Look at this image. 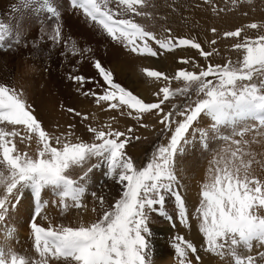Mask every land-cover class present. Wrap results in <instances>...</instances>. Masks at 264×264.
I'll use <instances>...</instances> for the list:
<instances>
[{"label": "snow or ice", "instance_id": "1", "mask_svg": "<svg viewBox=\"0 0 264 264\" xmlns=\"http://www.w3.org/2000/svg\"><path fill=\"white\" fill-rule=\"evenodd\" d=\"M33 2L20 0L24 7ZM70 2L73 10H82L86 23L100 29L112 41L137 55H158L150 41L168 51L190 47L198 49L206 59L212 55L192 38H157L154 32L137 23L132 17L147 14L139 10L145 7L146 0ZM44 4L47 12L56 19L50 41L60 43L61 11L49 0H44ZM248 27L256 29L258 25L252 23ZM9 32L10 28L0 24V46ZM241 32L242 29H237L227 31L224 35L240 37ZM235 47L244 50L239 67L229 62L225 65L209 64L198 73L183 69L176 73L175 79L186 82L185 88L180 91L187 93L195 85L197 99L189 98V103L175 114L172 111L165 113L162 107L165 101L175 95L169 87L165 86L157 93V96L162 93L159 102H145L116 82L113 72L100 59L93 63L95 76L76 74L69 77L80 86L93 84L95 87L88 88L85 95L94 97L97 104L106 102L110 109H126L130 116L134 111L137 114L134 118L138 120L144 114L158 116L163 126L161 132L169 133V139L166 145L159 146L153 152L146 166L140 168L125 151L132 139L133 129L129 128L126 133L113 129L111 124L99 128L89 126L87 131L93 134L92 142L79 139L73 142L71 134L54 135L46 131L32 105L13 87L0 84V125H3L0 126V165L5 169L0 170V188L7 193L0 198V223L7 219L10 208H14L23 198V191L28 190L34 200L30 231L35 252L40 257L32 261L11 249L0 247V264H49V257L63 259L68 264H154L155 249L149 213L158 212L173 221V216L168 215L164 208L166 196H170L178 206L179 222L188 223V212L176 186L178 182L173 163L178 153L195 143L194 139L189 138L190 129L193 132L200 131L198 127L193 128L194 123L203 115L213 122L209 131L219 135L220 126H231L233 136L239 137L251 130L247 126L237 130L239 125L248 120H255L264 128V79L259 84L251 82L254 75L264 77V35L253 40L245 39ZM71 51L75 54L80 49L73 43ZM146 71L149 77L157 80L161 77L169 79L159 71ZM244 81L249 83H238ZM68 111L75 112L76 116L81 115L72 108ZM8 126H12V130H8ZM16 126L23 127V136ZM18 136L21 142L35 138L38 146L35 155L17 151L11 138ZM135 139L139 140L140 137L136 136ZM222 139L227 140L228 137ZM233 142L238 147L232 152V159L225 161L223 167H219V160L214 161L217 165L215 174L211 182L203 186L202 201L197 209L201 220L199 231L203 234L207 252L221 257L229 255L234 259V264H254L252 255H243L238 249L243 247L250 252L254 242L264 245V215L259 214V210L264 209V183L250 177L249 164L244 162L239 148L241 141ZM238 153L240 162L237 164ZM94 158L97 163L88 167L79 179L72 177L70 170L83 169ZM102 165L107 168L105 176L121 185L122 191L119 199L104 212L101 219L78 226H53L49 223V226L44 227L37 222V217L47 219L46 215H41L47 206V201H42L45 189L51 190L65 210L70 206L82 207L87 178L93 169H99ZM170 246L178 257V264H193L189 255L196 254L197 247L191 241L177 235ZM194 259L199 261L201 257L197 254Z\"/></svg>", "mask_w": 264, "mask_h": 264}, {"label": "bare ground", "instance_id": "2", "mask_svg": "<svg viewBox=\"0 0 264 264\" xmlns=\"http://www.w3.org/2000/svg\"><path fill=\"white\" fill-rule=\"evenodd\" d=\"M49 2L61 11L60 22L62 24V40L60 43H53L50 41V36L55 28L56 19L47 12L44 0H34L28 7H24V5L20 3V0H0V24L10 28V32L5 36L2 46H0V84L12 87L15 83L13 88L28 104L32 105L35 109V114L42 123L48 122L45 125H53V123H56L60 126H67L65 127L66 132H69L70 129H78L79 131V128L88 129L89 126L100 127L104 125L107 120H105V117L100 113V108L95 111L86 109L88 106H92L93 102L86 98L88 95H85V91L95 86L93 84L80 86L69 78L76 74L95 76L93 63L96 59H100L102 63L113 72L116 82L120 83L121 86L131 92L137 91L138 94L141 95L140 98L144 101H153L162 97V94L157 96V93L160 92L161 88L166 86V81L149 77L146 70L159 71L161 73L163 71L164 73L166 72V76L174 77L176 71L172 60L161 59V61L156 62L151 56L126 52L123 45L112 41L106 33L93 27L90 23H86L82 10H73L68 0H49ZM132 18L134 19V15ZM148 30L151 31L150 29ZM157 34H159L157 38L170 37L162 31ZM73 43L80 49V51L75 54H72L71 51ZM150 43L153 47L154 41H150ZM84 49H90V51H84ZM193 52V49L189 47H179L178 50H175L178 57H185L188 59L194 56ZM22 73H24V76H22ZM96 78L97 80L100 79L99 77ZM97 91H99V89H97ZM103 103L107 104L106 102ZM69 108L75 109V111L79 112L81 115H83V113L91 115L92 113V117H88V119L84 120L83 116H74L75 112H69ZM80 108H84V110L81 111ZM125 123L124 120H121L118 123L120 125L117 127L123 126ZM209 123H211L210 118H202L198 125L205 126ZM8 130H12V126H8ZM16 130L21 133V136L25 134L22 126H16ZM145 131L142 130V133L145 134ZM17 138L18 139H13L19 141L20 137L18 136ZM32 141L31 143H33ZM34 145L35 144L31 145V147L33 146L36 148L37 146ZM206 145L207 149L211 148V152L220 147L219 141L215 140L214 137L210 138L206 142ZM24 146L27 145L25 144ZM29 147L28 145V149ZM189 147L190 145L188 148ZM34 148L31 149L35 151ZM220 149L218 153H214L215 155L213 154L214 156H212L213 158L211 157L212 159L210 161H204L207 164L203 166L202 161L204 159L206 160L207 154L209 153L208 151L201 156L199 160H196V154H194L193 157H191V155V159L186 161L184 164L185 166L181 162L180 157L177 159L179 166L184 167L181 175H179H188V181H184V178V180L180 177V179L177 178L178 183L176 185L185 201L188 212V223L181 224L178 222L175 227L172 226L173 228L168 225L166 227H161L164 228L162 232L161 230L156 231L153 236L155 242L154 264H178V258L174 249L170 246L177 235L183 236L197 247V253H190L189 258L195 262L194 256L198 254L201 259L199 262L196 261V263L193 264H231L232 261H234L229 255L221 257L214 253L207 252L205 250L206 242L203 234L199 231L201 220L197 209L202 201L204 184L210 183L212 176L215 174L217 165L214 161L219 160V167H223L225 161H230L232 159L231 152L228 154L226 153V149ZM189 150H191V148H189ZM33 151L31 150V153ZM28 153H30V151ZM185 153L187 152L185 151ZM242 153H244V162L249 164L248 171L250 177L264 181V141L256 146L252 145V147L247 148L245 151H242ZM35 154L36 152L34 155ZM239 162V158H237L236 163L238 164ZM197 163L200 165L197 166L195 172H197V170L201 171L195 174V172L191 170V167H196ZM241 175H243V171ZM197 176H200V180L198 178L199 181L194 180ZM181 181H183V183ZM88 187L90 186L86 184L87 191L83 197V206L79 208L70 206L66 209L70 210L68 215H63V212L66 210H62L64 208L59 203L57 197H51V190L45 189L42 192V201H47V206L41 215H46L47 219L45 220L41 217H37V222L44 227L49 226V223L53 224L55 221H61L66 224L67 221L71 220L73 222L71 226H78L81 223L88 225L96 222L98 214L97 211L92 209V204L87 198ZM107 196L109 195L107 194ZM22 197V199H19V202L20 200L23 202L21 203L22 207H19L18 210L13 208L14 211L7 214L8 221L0 223V247L5 246L6 250L11 249L18 255H24L31 260H39V254L35 252L34 239L30 238L31 244L28 241V235L32 234L27 232L30 231L29 216L31 215V208H33V205L31 207V201L34 203V200L28 190L23 191ZM99 198L100 199L96 198V200L93 201V205L101 203V197ZM91 199L93 200L92 197L90 200ZM105 200L107 201V199L103 197V202H106ZM115 201V199L114 201L111 200V203ZM171 201L169 200L168 202L171 207L167 208L170 209V213L173 212L175 215L178 207L176 202H174L175 200L173 201V198ZM18 205L19 203L16 205V208ZM58 212L62 215L57 216ZM11 218L16 222L15 227L11 226ZM67 218H69V220L66 221ZM151 220V223L155 222L153 218ZM159 234H163L160 235L162 239L155 237L159 236ZM15 238L19 241L18 247L15 248L14 246H10L8 248L11 242L10 239ZM238 251L243 255H247L245 252L246 249L243 247L238 249ZM251 251L250 254H256L258 252V247H253ZM225 252H227V248H225ZM49 264H68V262L63 261V259L56 260L55 258L49 257Z\"/></svg>", "mask_w": 264, "mask_h": 264}, {"label": "rangeland", "instance_id": "3", "mask_svg": "<svg viewBox=\"0 0 264 264\" xmlns=\"http://www.w3.org/2000/svg\"><path fill=\"white\" fill-rule=\"evenodd\" d=\"M139 10L147 14L143 16H136V17L134 15L135 21L138 20L137 21L138 23H140L144 28H146V30L150 29L152 32L156 34V36L159 35L157 34L158 32L162 31L168 34V36L170 37L192 38L196 40V42L200 43L201 47L205 51L212 53V55L206 59L204 56L200 55V51L198 49H193L194 56L191 59H188L185 57L177 56L176 54L177 51L175 53V50L176 49L178 50L179 47L176 49H173L172 51H168V50L160 49L159 46L155 44L154 42L153 48L157 50L158 55L156 57H151V58H153L156 62L161 61V59L172 60L176 73L182 69L187 70V71H196L198 73L200 69L206 68V66L209 64L215 66L217 64L225 65V64H228L229 62H231L233 66L239 67L240 62L243 59L244 50L237 49L235 45L237 43H243L245 39L253 40V39L258 38V36L260 35H264V0H146L145 7L140 8ZM252 23H256L258 25V28L252 29L248 27ZM213 28L216 29L215 32L212 31ZM237 29H242L240 37H226L224 35L225 32L227 31H235ZM213 41H215L214 44L212 43ZM124 49L126 52L131 53V51L128 48L124 47ZM184 61H188V63H184ZM162 73L166 75L165 74L166 72L164 73L162 71ZM22 76H24V73H22ZM174 77L169 76L168 80H165L164 78H160V79L165 80L166 86L169 87L175 93L174 96L170 97L169 100L165 101V103L162 105L165 113L172 111L175 114L176 112L182 110L187 103H189V98H191V100L197 99L195 85H193L192 88L187 91V93H183L180 90L185 88L186 82L183 81L182 79H175ZM261 79H264V77H260L257 74V75H254L253 81L251 82L259 84ZM238 83H249V82L244 81V82H238ZM14 86H15V83L12 85V87ZM132 93L134 95H137L139 98L141 97V95L138 94L137 91L132 92ZM86 98L90 99L93 102V105L88 106L86 109H90V111H95L96 109L100 108L101 110L100 113L105 117L103 118L107 120L102 126L111 124L113 129L115 130L120 129V131H124L126 133L129 128L133 129V133L131 134L132 139L130 140L129 144L126 146L125 151L127 155L132 158L134 164L138 168L146 166V163L149 162L150 158L152 157L153 152L159 146L166 145L170 134L167 132H161V128L163 126L159 123L158 116L156 114H144L143 117L138 120L134 118L137 115L134 111H133V114L130 116L127 114L128 110L126 109H119V110L110 109L108 105L103 102H101L100 104H97L95 101V98L92 96H87ZM161 98L162 97L155 99L153 101H145V102H159ZM80 109L81 111L84 110V108H80ZM122 112L123 114H121ZM91 115L83 113V115H80V116H83V118L87 117L88 119V117H92ZM202 118L209 119L202 115V117L197 122H195L193 125L194 129L198 127L200 131L193 132L192 129H190L189 131V138L195 140L194 144H190L189 148H191V150H189L187 146L186 147L187 150L185 149L187 153H185V151L182 153H178L177 156L174 158L173 168H174L175 174L177 178L179 177L181 179L184 178L185 179V180L183 179L184 181H188V178H187L188 175L183 174V176H180L184 167H180L179 163H177L178 162L177 159L179 157L181 158V162L184 165L186 161H188L189 159H191V157L194 156V154H196V158H197L196 160H199V158L203 156L204 154H206V152L208 151L209 153L207 154V158L205 157L206 160L204 159L202 161L203 163L202 166H203L207 164L206 162L210 161L213 158L212 156L218 153L220 148L223 150L226 149V153L228 154L229 152L232 153L233 151H236V148L238 146L233 142L234 140L241 141V144L239 145L241 152L245 151L247 148L252 147V145L256 146L257 144H260L261 142L264 141V128H262L259 125V123L255 120H248L243 125L238 126L237 130H242L244 126H247L251 129L250 131L246 132L243 137H239V136H233L231 126H220L219 135H217L213 131H209V128H211V124L213 122L205 126L203 125L199 126L198 123L200 122ZM176 119H180V117H176ZM121 120H124L126 123L123 126L117 127L120 125L118 123ZM47 123L43 122L42 124H44L46 131L49 130L48 132L50 134H54V135L63 134L65 136L66 135L69 136V134H71L70 138H72L73 142H76L77 139L83 140L89 143L92 142L93 134L88 132L87 129L79 128V131L78 129H74V130L70 129L69 132H66L65 127L67 126H64V125L60 126L59 124L57 125L56 123H53V125L52 124L45 125ZM144 124H146L147 127H142V125ZM85 125H88V124H85ZM58 129H59V132H58ZM142 130L144 131L146 130L145 134L142 133ZM201 133H206V135H201ZM136 136H139L140 139L139 140L135 139ZM213 137L215 140L219 141L220 147L215 150H212L211 152V148L207 149L206 142L210 138H213ZM222 137H228V139L224 140L222 139ZM11 139L13 140V143L16 145L17 151L19 152H29L30 151L31 153V150L33 151V149L31 148H34L33 146L31 147V145L35 144L37 146V143H34L36 142L35 139H33V141L31 140L33 143H31V141H28L26 139L23 142H21L20 141L21 138H19V141L15 140V139H18L17 137L15 139L13 138ZM25 144L27 146H24ZM28 145L31 148L29 147L28 149ZM21 146L23 148L26 147L24 148L25 150ZM37 148L38 146L34 148L35 151H33L31 154L30 153L28 154L34 155V153L37 152ZM197 152H200V153H197ZM239 155L240 154L238 153V158H239ZM96 163H97V160L94 158L88 164H86L83 169L76 168V169L70 170V174L72 175L74 179H79V177L83 175L84 171H86L88 167ZM199 165L200 164L197 163L196 167H193V168L191 167V170L195 172L197 169V166ZM0 170H4L3 165H0ZM106 171H107L106 166L102 165L99 169H93V171L89 174V178H87V184L88 186H90L88 187L87 198L89 199V202L92 204L91 206L92 209L97 211L99 219H101L104 212L106 210H109L112 207V205L115 203V202L111 203V200L114 201V199L115 200L119 199L120 193L122 191L121 185H119L115 180L111 178H107L105 176ZM198 171H201V170H197L195 174L198 173ZM198 178L200 180V176L195 177L194 180L199 181ZM258 180H260L261 183H264L263 180L261 179H258ZM181 182L183 183V181ZM182 186L184 187L183 184ZM0 190H2L0 191V198H2L7 193L4 191L3 188H0ZM92 193H95L96 195L93 196ZM107 194L109 196H107ZM51 197H56V196L52 194ZM91 197L93 198V200L91 199L92 201L90 200ZM99 197H105L107 201L105 200L106 202L93 205L94 204L93 201H95L96 198L100 199ZM172 198L173 197L166 196V203H165L166 205L164 206V208H165V211L168 212V215L173 216L174 218L173 221H169L166 218V216L161 217L162 215H159L158 212L149 213V218H150L149 227L153 233V236L155 235L156 231L161 230L162 232L164 230V228H161V227H166L169 225V227L173 228L172 226H173L174 221H175V226L178 224L179 222L178 208H177V212L175 215L173 212H172L173 214L170 213L169 211L170 209L167 208V207H171V205L168 202L169 200L171 201ZM173 201H174V198H173ZM21 203L23 202L20 200L17 208L16 206L14 207L15 210H18L19 207H22ZM32 205H33V208H31V215L29 216L30 220L34 213V203H32L31 201V207ZM62 210H65V209H62ZM12 211H14L13 208H10V211L8 213ZM69 213H70V210H66L65 212H63V215L65 214L68 215ZM57 214H58L57 216L62 215L59 212ZM259 214L264 215V209H260ZM98 218L97 220H99ZM152 218L155 220V222L153 221L154 223H151ZM67 220H69V218H67L66 221ZM5 221L7 222L8 219H6ZM10 221H11V226L15 227L16 225L15 220H12L11 218ZM57 222L55 221L52 225L53 226H58V225L71 226L73 224L71 220L67 221L66 224L62 223L61 221H57ZM167 223H171V224H167ZM27 232L31 234V231H27ZM160 235H163V234H159V236ZM159 236H155V237L162 239L161 236L160 237ZM28 238H29L28 241L30 242V238L32 239V235H28ZM10 241L11 242L9 243L8 248L10 246L12 247L14 246L15 248L18 247L19 241L16 238L10 239ZM152 243L153 245L155 244L154 237H152ZM3 247L5 248V246ZM253 247H258V252L256 254H250L252 251L249 252L247 250L245 252L247 253V255H252L254 257L255 259L254 264H264V256H261V253H264V245H260L254 242ZM154 257H155V250L153 253V259ZM36 260H32V261H36ZM193 263H196V261ZM231 264H234V261H232Z\"/></svg>", "mask_w": 264, "mask_h": 264}]
</instances>
